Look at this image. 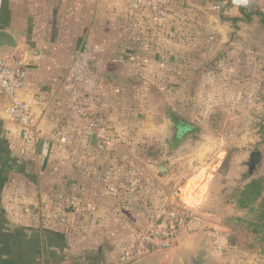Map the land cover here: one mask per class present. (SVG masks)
I'll use <instances>...</instances> for the list:
<instances>
[{
    "label": "crops",
    "instance_id": "0c3cea01",
    "mask_svg": "<svg viewBox=\"0 0 264 264\" xmlns=\"http://www.w3.org/2000/svg\"><path fill=\"white\" fill-rule=\"evenodd\" d=\"M205 1L210 0L175 4L172 19L185 3H194L198 8ZM216 1L220 11L217 16L207 13L211 24L205 28L220 33L227 23L221 15L226 17L231 11L235 18L238 14L232 7L233 0ZM117 5L108 0H0V32L9 33L15 42L11 49L0 47V59L27 70L20 95L32 107L41 130L37 144H29L22 154L20 129L9 120L5 111L9 102L0 92V187L8 179L0 204V224L36 221L41 218L36 216L37 207L51 218L54 212L52 220H59L61 225L68 222L65 218L76 214L87 227L90 220L91 232L81 239L85 238L89 255L97 250L105 255L101 264H120L129 241L163 220L161 207L165 201L173 205L176 198L164 191V185L174 176L169 164L182 155L180 151L187 143L185 140L175 153L168 154L166 141L173 133L168 134L172 127L164 105H171L163 99L162 88L151 87L148 92L134 89L137 96L129 112L123 107L119 116L115 112L114 94L121 91L116 87L131 92V80L141 74L135 67L140 66V71L164 68L158 64L162 60L173 63L179 47L175 24L157 28L144 18L129 15L126 19V8L121 6L120 12ZM121 63L130 65L119 71ZM108 76L119 81L109 84ZM85 79L95 81L96 86H86ZM81 97L97 101L107 117L113 136L106 151L97 150L96 137L75 118V106ZM64 137L66 143L62 142ZM159 166H166L170 174L158 178ZM54 175L58 180L53 179ZM202 175L193 179L200 181ZM40 176L49 181H40ZM11 181L14 190L9 194ZM208 182L205 178L200 184L202 189L192 188L185 201L204 215L211 187L206 188ZM24 192L25 200L21 199ZM55 201L81 209L65 213L55 209ZM121 205L128 208L125 214L113 213L114 206ZM199 222L183 231L170 250L146 257L147 264H179L200 251L190 248L196 238L193 228ZM185 249L186 256H180Z\"/></svg>",
    "mask_w": 264,
    "mask_h": 264
},
{
    "label": "rangeland",
    "instance_id": "374dc122",
    "mask_svg": "<svg viewBox=\"0 0 264 264\" xmlns=\"http://www.w3.org/2000/svg\"><path fill=\"white\" fill-rule=\"evenodd\" d=\"M215 1H205L198 8L194 3H185L171 21L176 26L174 34L179 46L174 54L175 61L166 63L160 57L162 62L158 65L164 68L140 71V66L135 67L141 74L131 80V92H123L124 89L116 87L121 91L114 94L116 99L113 103L119 116L122 107L129 112L137 96L135 90L148 92L151 87L157 90L162 88L163 99L170 103L182 121L203 131L199 137L186 139L187 143L180 151L182 155L169 164L174 176L164 185L165 193L167 190L169 195L176 197L173 205L192 208L185 202L187 192L184 186L192 183L193 189H197L201 188L200 184L205 178L209 180L206 188L211 187L203 211L205 215L194 210L200 222L193 228L196 238L190 248L205 250V264H264L263 237L249 227L255 214L236 204L237 194L251 180H261L264 193V162L251 179L247 180L244 175L247 172L244 164L248 155L252 152L264 154V0H233L232 7L238 14L235 18H244L242 8L251 14V21L246 23L243 19L235 24L227 22L220 33H213V30L209 32L205 28V25L211 24L208 14L217 16L220 11L216 7L218 1ZM115 8L121 12V6ZM123 10L128 16L125 15V18L129 19V13ZM226 15L223 17L234 18L231 11ZM144 21L148 20L144 18ZM129 65L121 63L119 71H125ZM84 81L86 86H96L93 80L92 83L86 79ZM81 98L78 100L87 103L89 108L100 111L109 125L106 115L95 103L97 101ZM74 113L86 130L76 109ZM109 134L113 136V131H109ZM37 142L30 145H36ZM200 173H203L202 180L193 179ZM40 177L42 182L48 180L46 176ZM52 177L58 180L55 175ZM7 181L0 187V204ZM7 189V193L13 192L12 181ZM26 193L21 199L27 198ZM59 196L60 193L57 198ZM168 202L165 201L166 205L161 207L164 214L172 206ZM259 204V199L252 204L254 211ZM54 207L65 213H76L81 209L66 207L56 201ZM114 208L116 210L113 213L118 212L122 216L128 209L122 205ZM1 209L0 206V212ZM40 209L42 207L36 209V216L41 217L36 221L19 225L1 222L0 264L102 263L105 255H100L98 250L89 255L83 243L86 240L81 239L82 235L91 232L90 220H87V227L86 222L81 224L76 214H72L65 218L68 222L61 225L59 220H52L56 216L54 212L51 218ZM105 209L110 211L107 207ZM186 250L181 251L180 256L187 254Z\"/></svg>",
    "mask_w": 264,
    "mask_h": 264
},
{
    "label": "built area",
    "instance_id": "2783aa9c",
    "mask_svg": "<svg viewBox=\"0 0 264 264\" xmlns=\"http://www.w3.org/2000/svg\"><path fill=\"white\" fill-rule=\"evenodd\" d=\"M126 8L131 17L145 18L157 27L165 28L171 24L172 7L184 0H109ZM217 9L220 7L216 6ZM27 79V70L22 65H11L0 59V92L8 99L6 114L9 120L20 129L21 153L26 147L39 140L40 128L32 107L20 95ZM77 114L83 119L87 131L98 140L97 150L109 149L111 135L104 115L89 108L87 103L78 101ZM66 143L67 138H62ZM198 220L193 208L172 205L165 212L163 220L155 223L149 230L137 235L121 253L120 264H131L156 253H163L174 247L183 231Z\"/></svg>",
    "mask_w": 264,
    "mask_h": 264
},
{
    "label": "water",
    "instance_id": "95a60500",
    "mask_svg": "<svg viewBox=\"0 0 264 264\" xmlns=\"http://www.w3.org/2000/svg\"><path fill=\"white\" fill-rule=\"evenodd\" d=\"M14 40L9 33L0 32V47L9 48L14 47ZM106 81L109 84L118 82V78L114 76L106 77ZM165 117L172 127V136L166 141L168 147V154L175 153L185 142L186 139L193 137H199L203 134L200 128L189 126L182 121V119L175 113V111L168 105H164ZM264 162V154L261 152H252L248 155V160L245 162L244 166L247 168L245 175L246 179H251L257 172L261 164ZM158 178H163L170 174L169 169L166 166H159L156 168ZM103 246L101 247V250ZM205 252L200 250L190 259L182 261L179 264H205L206 255ZM131 264H147L146 258L133 262Z\"/></svg>",
    "mask_w": 264,
    "mask_h": 264
},
{
    "label": "trees",
    "instance_id": "16d2710c",
    "mask_svg": "<svg viewBox=\"0 0 264 264\" xmlns=\"http://www.w3.org/2000/svg\"><path fill=\"white\" fill-rule=\"evenodd\" d=\"M241 14L244 18H231L227 19L224 18L221 15V19L225 22H232V23H238L242 22L243 19L247 23L251 21V14H247L246 10L241 8ZM264 23V20H262ZM238 200L237 205L241 209H249V211L253 214H255V219L251 222H249V227L251 228L253 232H256V234H259L263 237L264 240V193H263V185L261 180H251L245 188L237 194ZM260 200V204L258 206V209L256 211L253 210L252 204Z\"/></svg>",
    "mask_w": 264,
    "mask_h": 264
},
{
    "label": "bare ground",
    "instance_id": "6f19581e",
    "mask_svg": "<svg viewBox=\"0 0 264 264\" xmlns=\"http://www.w3.org/2000/svg\"><path fill=\"white\" fill-rule=\"evenodd\" d=\"M185 187H186V190L185 191L187 192V193H185V197L188 198V196H189L188 194H189L190 190H192V188L194 187V185L192 183H189Z\"/></svg>",
    "mask_w": 264,
    "mask_h": 264
}]
</instances>
